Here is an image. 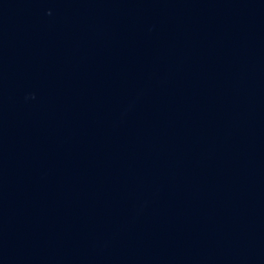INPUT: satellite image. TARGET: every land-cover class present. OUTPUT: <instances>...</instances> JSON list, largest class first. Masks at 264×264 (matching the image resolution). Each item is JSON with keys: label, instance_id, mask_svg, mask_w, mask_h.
<instances>
[{"label": "water", "instance_id": "water-1", "mask_svg": "<svg viewBox=\"0 0 264 264\" xmlns=\"http://www.w3.org/2000/svg\"><path fill=\"white\" fill-rule=\"evenodd\" d=\"M0 264H264V0H0Z\"/></svg>", "mask_w": 264, "mask_h": 264}]
</instances>
